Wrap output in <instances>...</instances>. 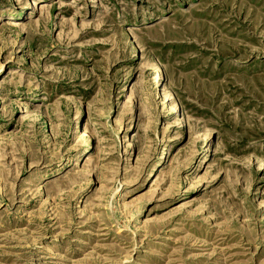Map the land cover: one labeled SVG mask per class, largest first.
Wrapping results in <instances>:
<instances>
[{
  "label": "rangeland",
  "instance_id": "374dc122",
  "mask_svg": "<svg viewBox=\"0 0 264 264\" xmlns=\"http://www.w3.org/2000/svg\"><path fill=\"white\" fill-rule=\"evenodd\" d=\"M0 264H264V0H0Z\"/></svg>",
  "mask_w": 264,
  "mask_h": 264
}]
</instances>
